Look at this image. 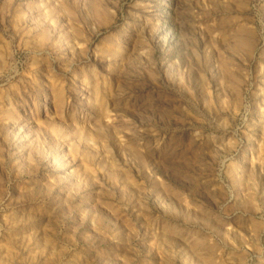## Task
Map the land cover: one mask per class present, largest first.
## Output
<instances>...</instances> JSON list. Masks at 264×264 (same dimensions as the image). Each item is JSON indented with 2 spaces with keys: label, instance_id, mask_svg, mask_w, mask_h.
<instances>
[{
  "label": "rangeland",
  "instance_id": "obj_1",
  "mask_svg": "<svg viewBox=\"0 0 264 264\" xmlns=\"http://www.w3.org/2000/svg\"><path fill=\"white\" fill-rule=\"evenodd\" d=\"M0 264H264V0H0Z\"/></svg>",
  "mask_w": 264,
  "mask_h": 264
}]
</instances>
